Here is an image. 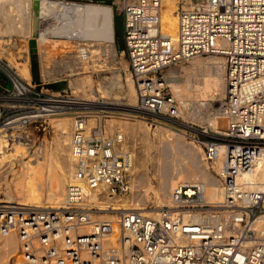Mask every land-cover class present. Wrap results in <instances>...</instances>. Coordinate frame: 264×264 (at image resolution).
I'll use <instances>...</instances> for the list:
<instances>
[{
    "label": "built area",
    "instance_id": "1",
    "mask_svg": "<svg viewBox=\"0 0 264 264\" xmlns=\"http://www.w3.org/2000/svg\"><path fill=\"white\" fill-rule=\"evenodd\" d=\"M109 1L124 22L139 111L179 119L183 105L168 82L169 69L194 57L223 60L226 91L219 111L228 125L200 141L222 199L210 201L206 184L196 180L176 184L155 216L102 210L87 189L98 198L131 192L134 140L102 121L89 128L88 114L69 89L45 91L0 57V143L11 147L40 121L74 116V171L65 204L32 209L0 203V232L17 233L27 264H264V233L255 224L264 214V0H178L177 38L160 29L163 0ZM105 212L119 215L118 234L113 221L94 220Z\"/></svg>",
    "mask_w": 264,
    "mask_h": 264
},
{
    "label": "bare ground",
    "instance_id": "2",
    "mask_svg": "<svg viewBox=\"0 0 264 264\" xmlns=\"http://www.w3.org/2000/svg\"><path fill=\"white\" fill-rule=\"evenodd\" d=\"M178 9V0L162 1L160 29L175 38L179 34ZM39 10L40 19L37 21L40 23L36 46L41 55L44 81L66 80L68 89L72 90L75 96V101L83 109H91L93 102L102 105L111 104L100 99L114 94L117 97L122 90L127 92L132 104L137 103L136 88L131 74L126 76V82L122 81L120 73L116 78L110 79L105 76L101 78L102 72L111 68L109 63L117 64L120 56L115 39L111 5L94 2L73 5L40 0ZM49 19L52 20L49 25L41 26L43 21ZM36 26L34 0L32 4L30 0H0V57L7 58L10 65L28 82H31L33 77L27 57L28 44L30 47V40L37 30ZM54 47H57L58 52L56 50L53 52L61 54L63 60L65 59L62 64L60 63L61 65L53 64L56 60L52 63L49 61L48 53ZM105 55L108 58H104ZM108 59L113 60L108 62ZM125 63L123 68L128 66ZM57 68L60 69L56 70ZM168 82L183 107L190 109L191 103L197 102L199 111L192 112V115H201L203 101L217 102L224 98L226 80L223 60L214 56L194 57L189 60L188 65L182 64L180 68H170ZM220 105L221 102L215 108L216 112L211 113L206 121L212 130L225 131L228 120L220 114ZM86 113L89 116V128L100 124V121L106 124L105 120L101 119L103 114L100 112L91 110ZM64 115L69 116L59 115L60 117L50 120L56 128L53 149L43 142L32 155L35 141L30 137L29 130H27L29 138L18 139L11 147H8L7 141H1L0 203H15L32 209L57 208L65 204L67 185L74 171L71 156L74 116ZM96 116L100 118L98 123ZM108 123L109 126L108 124L106 126L112 131L126 133L135 144L141 136L142 141L147 140L149 149L157 147L154 159L157 163L159 181L157 187L150 181L146 183L147 189L144 193L149 199L150 191L153 192L155 203V206L149 209L146 202L139 201L142 192L138 195L137 187L140 182L136 175L144 164L139 162L136 148L133 158V187L128 193L130 196L124 194L98 198L96 192L87 189L91 194V200H96L102 206V210L111 209L116 212L139 210L155 216L165 204H169L170 193L176 184L196 180L206 184L207 197L210 201L215 203L221 201L222 185L219 178L214 174L211 166L202 160V148L199 149L193 142H188L185 132L179 133L172 127L160 124L151 129L143 120L126 123L116 122L114 119L108 120ZM150 154L147 152L148 156ZM261 161L264 162V156ZM17 164L20 166L19 169H15ZM218 167L219 163L214 164L216 170ZM261 178L264 179V172ZM2 194L5 197H1ZM100 199L101 202L98 201ZM116 212L99 213L93 218L113 221L118 234L120 226L119 215ZM255 224L257 229L264 233V214L257 218ZM12 262L27 264L23 257L20 239L15 231L8 234L0 232V264Z\"/></svg>",
    "mask_w": 264,
    "mask_h": 264
},
{
    "label": "rangeland",
    "instance_id": "3",
    "mask_svg": "<svg viewBox=\"0 0 264 264\" xmlns=\"http://www.w3.org/2000/svg\"><path fill=\"white\" fill-rule=\"evenodd\" d=\"M103 4H107V5L112 6V4L110 3L109 0ZM113 10H114L113 11V18H114V28H115V39H116L117 48H118L120 56L116 62L117 64L113 65V64L109 63V66L111 68L102 72L101 78L102 77L104 78V76L108 77L110 79L116 78L118 76V74L120 73L122 75V81L126 82L125 79H126V76L128 74H130V69H128L129 68L128 67L129 66L128 65V58H127V54H126V50H125L126 45H125V38H124V22H123L122 17L118 16L117 10L115 8ZM51 21L52 20H50V19L45 20V21H43V23H41V26L46 27L47 25H49V22H51ZM38 35L39 34L37 33V36ZM55 50H56V52H58L57 47H54L48 53V54H50L49 58L51 59V60L49 59V61H51L50 63H52L56 60L53 64L61 65L65 59L63 60L61 54L54 53ZM53 53L56 54V56ZM27 57H28L29 66H30V69H31L32 75H33V77H32L33 83L34 84H41L42 88H44L45 91L47 89H55L51 83L55 82V81H61V80H51V81L49 80L47 83H45L43 81L44 78H43L42 68H41V64H42L41 55L38 51L35 54V56L32 58L29 44H28ZM2 58L6 59L8 61L7 58H5V57H2ZM52 58H53V61H52ZM104 58H108V56L105 55ZM112 60L113 59H108V62H110ZM32 61L36 62V65L34 68H32ZM122 61L127 62V63L124 62L125 65H128L127 68H123L124 63H121ZM9 64H10V62H9ZM182 64L188 65L189 60L182 61V62L174 65L173 68H180ZM59 69L60 68H57L56 70H59ZM62 70H64V69H62ZM69 93L73 94L72 90L69 89ZM100 100L105 101V102H110L111 104L102 105L100 103L93 102L92 103L93 105H91L93 109L92 108L91 109H85L84 112H89L91 110L100 112L101 114H103V117L101 119H104L106 124H108V126H109L108 120H114L115 119L116 122L122 121V122H126V123L127 122L136 123V122H138V120L139 121L143 120L146 122L148 127H150L151 129L156 128L157 125H159V124L166 126V127H172L179 133L185 132L186 137H187L186 140L188 142H193L199 149L202 148L201 154H203L204 150H203V145H202V143H200V141L201 140L206 141L209 137L208 134L212 132V129L208 127V123H207L206 119L209 117V115H211V113L216 112L215 108H217L219 106V103L222 101V100L217 101V102H215L213 100L203 101L202 110H201L202 114L196 115V116L192 115V112L196 113L197 111H199V107H198V103L193 101L190 105V109H185L184 107H182V116L179 119H177V120H169L168 119L167 120V119H162V118L156 117L154 115L146 114L144 112L139 111L137 109V103L132 104V102L129 99L127 92L124 90H122V92L119 93V95L117 97L114 94V95H110L109 97L102 98ZM130 103H131V105H130ZM214 106H216V107H214ZM96 108H99V109H96ZM63 116H69V115H63ZM56 117H60V116H56ZM96 119H97V123H98L100 121V118L98 116H96ZM136 119H138V120H136ZM191 126H193V127H191ZM28 130H29L30 134H32V137L35 141V146L31 152L32 155L35 154L34 151L36 149H38V147L43 142L48 144V146L52 149L55 147L56 128L53 126L51 121H49V120L40 121V122L34 124L33 126H31ZM205 130H208V131H205ZM146 141L147 140L142 141V137L139 136V139L137 140V144H136V148H137L136 152L138 154L137 155L138 160L141 164L145 165V166L143 165L140 167L141 170H139V172H138L139 174L137 173V175H136V176H138L137 179H139V182H140V183H138L139 186L137 187V191H138V195L139 194L141 195V192H142V195L139 196V201L141 203L146 202V205L149 207V209H151L152 207L155 206L154 199H153V192L150 191V193H149L150 198L149 199H147L144 192H145V189H147L146 183H149V181L153 185H155L156 187L158 186L159 173L157 172V163H156V160L154 159V156L157 153V147H154L153 149H149V147L146 144ZM147 152L151 153L150 156L147 155ZM19 167H20L19 164H17L15 169H19ZM211 169H212V167H211ZM135 174H136V172H135ZM11 176H13V175H11ZM127 196H130V195L128 194ZM1 197H5L4 194H2ZM140 197H141V199H140ZM11 264H13V262Z\"/></svg>",
    "mask_w": 264,
    "mask_h": 264
},
{
    "label": "water",
    "instance_id": "4",
    "mask_svg": "<svg viewBox=\"0 0 264 264\" xmlns=\"http://www.w3.org/2000/svg\"><path fill=\"white\" fill-rule=\"evenodd\" d=\"M40 0H34V14H35V20L37 23V30L34 32V37L30 40V52H31V56L32 58L35 56V54L38 52L37 46H36V37H37V33H38V27H39V23L37 20L40 19L39 15H40ZM36 65V62L32 61V68H34ZM52 86L58 90V91H66L68 90V83L66 80H62V81H55L51 83Z\"/></svg>",
    "mask_w": 264,
    "mask_h": 264
}]
</instances>
